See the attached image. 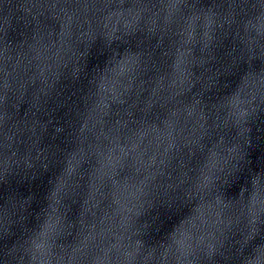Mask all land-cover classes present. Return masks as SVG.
<instances>
[{
	"label": "water",
	"instance_id": "95a60500",
	"mask_svg": "<svg viewBox=\"0 0 264 264\" xmlns=\"http://www.w3.org/2000/svg\"><path fill=\"white\" fill-rule=\"evenodd\" d=\"M85 264H264V0H173Z\"/></svg>",
	"mask_w": 264,
	"mask_h": 264
}]
</instances>
